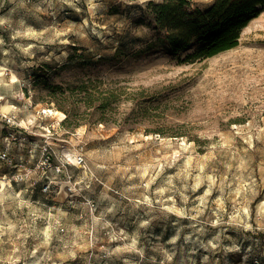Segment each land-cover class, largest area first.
Masks as SVG:
<instances>
[{"label":"rangeland","instance_id":"rangeland-1","mask_svg":"<svg viewBox=\"0 0 264 264\" xmlns=\"http://www.w3.org/2000/svg\"><path fill=\"white\" fill-rule=\"evenodd\" d=\"M151 1L0 0V94L86 159L58 194L0 179V264H264V7L190 62Z\"/></svg>","mask_w":264,"mask_h":264},{"label":"trees","instance_id":"trees-1","mask_svg":"<svg viewBox=\"0 0 264 264\" xmlns=\"http://www.w3.org/2000/svg\"><path fill=\"white\" fill-rule=\"evenodd\" d=\"M191 6L192 0L148 4L155 29L163 33L164 41L173 52L198 45L186 58L195 62L237 47L244 29L261 13L264 0H216L206 10ZM103 100L106 107L110 97Z\"/></svg>","mask_w":264,"mask_h":264},{"label":"built area","instance_id":"built-area-1","mask_svg":"<svg viewBox=\"0 0 264 264\" xmlns=\"http://www.w3.org/2000/svg\"><path fill=\"white\" fill-rule=\"evenodd\" d=\"M5 104L10 105L9 110L4 109ZM16 110L18 107L0 94V179L10 184L29 183L33 189L39 187L44 194H58L62 177L72 181L67 172L68 165H82L86 159L81 152L67 151L65 159L60 160L54 140L49 136L41 142L32 140L31 135L35 133ZM48 111L43 110V114ZM51 127L56 128L54 124Z\"/></svg>","mask_w":264,"mask_h":264},{"label":"bare ground","instance_id":"bare-ground-1","mask_svg":"<svg viewBox=\"0 0 264 264\" xmlns=\"http://www.w3.org/2000/svg\"><path fill=\"white\" fill-rule=\"evenodd\" d=\"M15 79V78H14ZM4 109L5 110H9L10 109V105L9 104H5L4 105ZM61 112H54V114H60ZM62 114V117L64 118L65 117V115L63 114V113H61Z\"/></svg>","mask_w":264,"mask_h":264}]
</instances>
